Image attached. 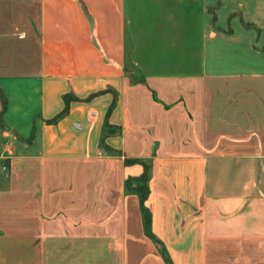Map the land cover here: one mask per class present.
Returning a JSON list of instances; mask_svg holds the SVG:
<instances>
[{
  "label": "crops",
  "instance_id": "crops-1",
  "mask_svg": "<svg viewBox=\"0 0 264 264\" xmlns=\"http://www.w3.org/2000/svg\"><path fill=\"white\" fill-rule=\"evenodd\" d=\"M137 159L173 264H264V0H0V264H167Z\"/></svg>",
  "mask_w": 264,
  "mask_h": 264
},
{
  "label": "trees",
  "instance_id": "trees-1",
  "mask_svg": "<svg viewBox=\"0 0 264 264\" xmlns=\"http://www.w3.org/2000/svg\"><path fill=\"white\" fill-rule=\"evenodd\" d=\"M67 102L70 100V96L67 95L66 97ZM64 113L61 115H58L54 120L62 116ZM128 162H131L130 160H127ZM133 161V160H132ZM134 161H140L143 163L145 170L144 173L137 178H128L126 180V187L129 191L135 192L139 195L140 200H141V209L143 212V217H144V223H145V230L148 234L149 237H151L157 244L162 256L164 257L165 261L167 264H173V261L171 260V257L163 244L162 241H160L153 233L151 224H152V214L150 209L146 206L145 202L150 194V186H149V181L151 177V163L148 160L145 159H137Z\"/></svg>",
  "mask_w": 264,
  "mask_h": 264
},
{
  "label": "rangeland",
  "instance_id": "rangeland-1",
  "mask_svg": "<svg viewBox=\"0 0 264 264\" xmlns=\"http://www.w3.org/2000/svg\"><path fill=\"white\" fill-rule=\"evenodd\" d=\"M216 28H224V29H233L236 32H239L241 30V24L238 20H232L230 18H228L225 15V9H221L218 12V18L217 20L214 21ZM260 43H262V41H260ZM225 43L220 45V49L223 50V48L225 50L228 51V53H225L227 56V59H229L230 57H236V59L239 60L240 64L243 65H252V57L251 54L249 52H247L246 54H243L242 48H240L237 45H234V43L232 44V46H226L225 47ZM256 63H253V65H255Z\"/></svg>",
  "mask_w": 264,
  "mask_h": 264
},
{
  "label": "built area",
  "instance_id": "built-area-1",
  "mask_svg": "<svg viewBox=\"0 0 264 264\" xmlns=\"http://www.w3.org/2000/svg\"><path fill=\"white\" fill-rule=\"evenodd\" d=\"M4 169H6V166H4Z\"/></svg>",
  "mask_w": 264,
  "mask_h": 264
}]
</instances>
